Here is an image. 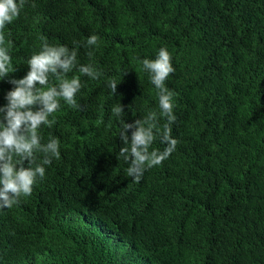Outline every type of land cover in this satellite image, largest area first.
<instances>
[{
	"label": "trees",
	"instance_id": "trees-1",
	"mask_svg": "<svg viewBox=\"0 0 264 264\" xmlns=\"http://www.w3.org/2000/svg\"><path fill=\"white\" fill-rule=\"evenodd\" d=\"M3 34L14 71L0 107L45 39L77 51L67 77L82 87L78 107L61 100L38 130L42 144L59 139L60 158L30 196L0 208V264H264V0H25ZM161 48L179 143L135 183L119 134L160 112L141 61ZM88 64L98 79L79 72ZM164 147L157 138L150 151Z\"/></svg>",
	"mask_w": 264,
	"mask_h": 264
},
{
	"label": "clouds",
	"instance_id": "clouds-1",
	"mask_svg": "<svg viewBox=\"0 0 264 264\" xmlns=\"http://www.w3.org/2000/svg\"><path fill=\"white\" fill-rule=\"evenodd\" d=\"M24 6L25 0H0V80L14 71L9 48L5 46L6 43L11 45V41L6 42L3 30L6 24L19 17ZM99 39L94 34L89 36L86 46H97ZM87 54L89 57L93 55L91 51ZM171 59L168 50L161 48L155 59L141 61L143 70L149 74L151 84L157 89L160 112L150 111L134 123H124L119 134L123 146L118 159L122 158L128 165L127 176L135 183L140 182L147 169L167 160L179 143L172 136V124L176 121L174 93L165 86V81L175 71ZM76 60L75 49L69 50L63 45L51 46L45 39L41 51L27 60L29 71L26 76L9 81L13 88L6 94V106L0 107V208H11L19 203L22 196H30L37 179L45 176V166L60 158L59 139L51 137L46 144H42L38 130L41 126L50 128L55 124V120L49 117L60 108L61 100L73 108L78 107L75 96L82 87L80 78L67 77V73L76 66ZM79 72L92 79L101 75L91 64L81 65ZM50 75L56 78L57 84H49ZM117 85L115 79L108 82L114 95ZM111 111L119 117L124 107L117 103ZM159 117L165 118L166 122L161 125ZM157 138L165 145L163 151H150ZM36 153L42 154L39 162Z\"/></svg>",
	"mask_w": 264,
	"mask_h": 264
}]
</instances>
